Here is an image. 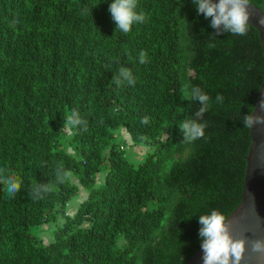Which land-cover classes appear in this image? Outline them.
Listing matches in <instances>:
<instances>
[{"label":"trees","instance_id":"16d2710c","mask_svg":"<svg viewBox=\"0 0 264 264\" xmlns=\"http://www.w3.org/2000/svg\"><path fill=\"white\" fill-rule=\"evenodd\" d=\"M113 2L0 0V170L21 182L14 198L0 184V264H186L201 248L199 215L227 219L241 201V120L264 77L257 31L218 33L192 0H137L145 21L124 34ZM249 4L264 11V0ZM121 66L135 85L111 82ZM186 84L211 98L204 138L190 143L178 127L200 104L180 99ZM72 110L87 123L66 135ZM120 128L152 149L139 164L115 141ZM59 165L77 185L56 181ZM43 184L52 191L33 199ZM79 187L87 197L67 216ZM57 216L44 245L37 230Z\"/></svg>","mask_w":264,"mask_h":264},{"label":"clouds","instance_id":"9594fccd","mask_svg":"<svg viewBox=\"0 0 264 264\" xmlns=\"http://www.w3.org/2000/svg\"><path fill=\"white\" fill-rule=\"evenodd\" d=\"M197 15L203 14L205 18H211L210 26L219 33L223 31L230 36H244L248 31L249 13L247 6L249 0H219L218 3H212V0H192ZM137 0H114L109 6V12L115 22V29H119L124 34L131 30L133 23H142L145 21L144 13L136 11ZM264 22V21H262ZM147 61V54L142 50L139 53V63L144 64ZM117 87L126 83L133 86L136 83L135 77L129 68L120 67L118 73L111 80ZM181 100L197 102L200 104L193 116L195 118H185L179 125V130L183 135L185 142H193L196 139H202L205 135L206 122L200 121L210 108L211 98L200 87L186 84L181 93ZM216 102L222 103L223 96L218 94ZM261 109L264 110V103H261ZM252 109L247 115L242 117V124L245 128H252L256 124L264 125V117L252 115ZM149 117L141 118L142 124H148ZM76 110H72L63 119V127L69 133H72L78 126L86 125ZM72 173L65 170L63 165L56 169V181L63 183L70 180ZM20 181L11 174H5L0 170V184L3 185V191L9 198H14L20 191ZM53 185H36L32 188L29 195L33 199H43L46 194L52 191ZM201 225L199 236L202 239L201 248L203 250V264H240L245 252L246 241L244 239H233L226 224V218L217 210H212L209 214L199 215L198 219ZM251 251L264 257V240H254L250 243ZM183 259V258H182Z\"/></svg>","mask_w":264,"mask_h":264},{"label":"water","instance_id":"95a60500","mask_svg":"<svg viewBox=\"0 0 264 264\" xmlns=\"http://www.w3.org/2000/svg\"><path fill=\"white\" fill-rule=\"evenodd\" d=\"M219 0H212L218 3ZM248 26L258 33L264 61V11L248 5ZM264 103V77L260 85L252 115L264 117L261 109ZM250 145L245 157V174L243 179L241 201L227 217L233 239H244L245 252L240 264H264V257L251 251L250 243L264 240V125L256 124L249 128ZM203 250L200 248L186 264H203Z\"/></svg>","mask_w":264,"mask_h":264},{"label":"rangeland","instance_id":"374dc122","mask_svg":"<svg viewBox=\"0 0 264 264\" xmlns=\"http://www.w3.org/2000/svg\"><path fill=\"white\" fill-rule=\"evenodd\" d=\"M65 134L68 135L67 130ZM114 138L119 147L122 149L125 157L133 164H139L142 162L143 158L152 152V149L143 146L135 145L132 143L130 136L126 133L124 128L114 132ZM67 152L72 154V152L67 149ZM101 175H97L96 185L101 184ZM71 182L77 185V180L71 176ZM87 197L86 191L79 187V192L76 196L71 198L65 206V215L73 216L78 205ZM64 223V218L57 216L56 220L50 224L43 225L39 230H37V236L44 245L50 244L53 241V233L55 230L60 228Z\"/></svg>","mask_w":264,"mask_h":264}]
</instances>
